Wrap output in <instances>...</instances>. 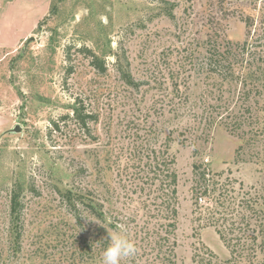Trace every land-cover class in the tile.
Masks as SVG:
<instances>
[{
  "label": "rangeland",
  "instance_id": "1",
  "mask_svg": "<svg viewBox=\"0 0 264 264\" xmlns=\"http://www.w3.org/2000/svg\"><path fill=\"white\" fill-rule=\"evenodd\" d=\"M245 16L255 17L247 40L261 54L264 0H0L4 264H99L100 243L107 246L118 229L138 247L122 264H142L146 232L162 222L155 200L163 186L146 179L150 155L173 159L176 264H193L202 246L220 260L230 257L210 226L209 201L195 203L192 164L217 180L209 199L248 189L264 194V80L221 85L205 71L209 37L244 41ZM91 52L103 59L104 71L91 65ZM177 71L187 102L170 111ZM224 100L245 116L233 134L213 120ZM76 102L97 116L92 137L72 116ZM256 259L264 264V252Z\"/></svg>",
  "mask_w": 264,
  "mask_h": 264
},
{
  "label": "trees",
  "instance_id": "2",
  "mask_svg": "<svg viewBox=\"0 0 264 264\" xmlns=\"http://www.w3.org/2000/svg\"><path fill=\"white\" fill-rule=\"evenodd\" d=\"M241 19L246 29V39L244 41L231 42L223 38L219 39L217 36H210L207 40L209 44L207 51L209 54L205 71L215 76L221 85L224 82L244 83L247 79H251L254 76L257 79L264 80V67L260 64L255 66L258 60L262 58L264 50L261 54H257L256 44L248 45L247 40L248 37H251V29L255 25V17L245 16ZM91 65L101 72L104 71L103 59H100L92 52ZM176 75H178V81H174L173 88L177 94V105L172 104L170 111H176L177 108L184 106L187 102L186 94H183L180 90L179 83L183 80L180 77V72L177 71ZM129 83L132 87L137 85L133 82L131 75ZM249 89L243 91L244 99L248 97ZM219 109L217 112L219 118H213V120L217 119L218 123L222 124L229 133L233 134L242 127L245 120L243 113L240 114L238 110L230 108L225 100L219 106ZM244 110L247 111V109ZM72 116L79 127L83 129L84 134L92 137L90 123L97 120L96 114L85 110L82 104L76 102L72 108ZM67 117L65 115L61 119L63 120ZM58 121L53 122L54 128L58 127ZM240 147L238 146L236 149L239 150ZM147 158L148 170L152 175L146 179L151 181L159 179V184L163 186L161 192L157 195V200H155V202L157 201L156 208H158L155 215L162 222L146 232L148 239L145 247H142L141 253L145 256L142 264H176L175 247L177 242L174 235L177 228L178 211L177 176L170 169L173 159L168 156L165 158L161 156L157 160L153 155L147 156ZM192 169L195 173H198L194 187L195 203L201 206L206 205L207 201H209L207 209L212 218L210 226L214 227L219 240L228 250L230 257L220 260L211 249L202 246L199 250L195 249L193 251L191 262L193 264H258L257 254L264 252V210L262 209L264 194L262 192L259 193L255 189L252 193L248 189L238 194V196L226 195L222 200H218L214 196V199H209V195L217 189V180L210 178L209 172L205 171V167L201 169V164L193 163ZM20 191L21 189L17 184L11 194L10 214L14 219L18 218L20 211ZM154 212L153 209L149 213L153 214ZM249 230H251V234L243 237L242 235L247 234ZM258 238L259 241L257 242ZM100 245V250L107 247L105 242L100 243ZM0 264H4L1 259Z\"/></svg>",
  "mask_w": 264,
  "mask_h": 264
},
{
  "label": "clouds",
  "instance_id": "3",
  "mask_svg": "<svg viewBox=\"0 0 264 264\" xmlns=\"http://www.w3.org/2000/svg\"><path fill=\"white\" fill-rule=\"evenodd\" d=\"M88 220L100 223L96 219ZM124 231V229H118L109 233V243L101 254L99 264H122V262L131 260L138 254L137 244L124 234Z\"/></svg>",
  "mask_w": 264,
  "mask_h": 264
},
{
  "label": "water",
  "instance_id": "4",
  "mask_svg": "<svg viewBox=\"0 0 264 264\" xmlns=\"http://www.w3.org/2000/svg\"><path fill=\"white\" fill-rule=\"evenodd\" d=\"M15 130H18V128H15Z\"/></svg>",
  "mask_w": 264,
  "mask_h": 264
}]
</instances>
